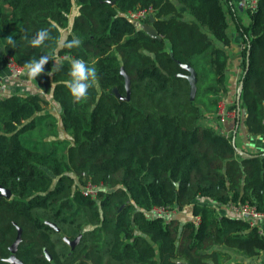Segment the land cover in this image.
I'll return each mask as SVG.
<instances>
[{
	"label": "trees",
	"instance_id": "1",
	"mask_svg": "<svg viewBox=\"0 0 264 264\" xmlns=\"http://www.w3.org/2000/svg\"><path fill=\"white\" fill-rule=\"evenodd\" d=\"M110 1L0 0V30L14 32L3 53L22 65L50 57L36 80L23 78L60 108L58 118L45 110L40 93L0 96V135L19 148L20 166L0 165V185L11 192L0 197V264H8L15 224L22 229L16 255L24 264H223L226 252L214 246L257 257L264 251L258 226L216 206L241 201L264 213V151L238 148V117L228 136L205 121L216 119L217 101L227 93L229 13L244 44L234 107L245 109L249 132L264 133V0H257L248 25L232 0H175L192 20L172 0ZM149 5L162 39L142 30L148 18L131 22L127 16ZM67 27L64 44L75 37L79 47L57 46ZM42 28L51 30V39L31 47ZM54 51L95 67L99 87L85 101L73 103L59 83L69 78L70 66L54 60ZM56 63L59 70L48 75ZM182 64L196 73L193 100ZM121 67L130 80L129 100L113 92L126 95ZM27 120L31 126L22 130ZM22 168L30 174L22 175ZM81 173L105 185L96 200L81 193ZM155 205L186 206L187 217L144 212ZM78 234L71 250L63 237Z\"/></svg>",
	"mask_w": 264,
	"mask_h": 264
},
{
	"label": "crops",
	"instance_id": "2",
	"mask_svg": "<svg viewBox=\"0 0 264 264\" xmlns=\"http://www.w3.org/2000/svg\"><path fill=\"white\" fill-rule=\"evenodd\" d=\"M178 7V10L180 13H182L183 18L187 19L186 13H185V7L182 5H179L175 2V0H172ZM235 2L238 6V10H248L246 6H242L241 4H245L246 0H232V3ZM73 11V15L75 14L74 8H72L71 12ZM250 13V10H248ZM233 25V24H232ZM230 25L228 22V28L227 33L230 38V45L228 47H225L228 55H229V61L226 68V77H227V93L225 97H230L234 93V91L237 88L238 84V78L242 71L241 68V61H242V49L244 47V44L242 43L241 35L238 33L233 25V29L230 30ZM69 29V28H67ZM14 32H11L8 35H4L0 30V74L4 78V85L2 90L0 91V96H7L14 93H40L47 101V108L45 110H48L49 112L53 113L57 118L60 114V108L59 106L51 100V97L49 94L44 93L42 90H40L35 84L30 82L29 80L25 78H21L18 80H14L8 76L6 67H5V54L3 53V44L5 41L13 35ZM68 34V31L62 36L59 37V40H64L66 35ZM61 38V39H60ZM56 55L55 52L51 55L54 57ZM52 107L53 110L50 108ZM244 117H245V109L242 108L239 111V122L237 125V129L235 133L233 134V139L238 146V148L243 149L245 152L249 153H257L259 151H264V133H258L254 134L247 130L245 123H244ZM210 121V120H207ZM218 127H221L225 134L229 135L231 132H229L231 129H235V120L231 123H218ZM233 127V128H232ZM229 132V133H228ZM59 135L60 137L64 138L67 136L65 132H63L59 125ZM200 201L207 202L209 204L215 205L208 199L201 198ZM216 206V205H215ZM188 207H184L180 213H177L175 216H177L178 219L183 220L184 217H187L186 209ZM217 211L219 213H225V214H231L228 209V205H219L216 206ZM182 213V214H181ZM232 215V214H231ZM255 224L264 230V215L258 218L254 219ZM238 262H241L243 264H258L260 261H264V251H262L257 257L254 258H245L241 256V260H235ZM233 261V262H235ZM232 262V263H233Z\"/></svg>",
	"mask_w": 264,
	"mask_h": 264
},
{
	"label": "built area",
	"instance_id": "3",
	"mask_svg": "<svg viewBox=\"0 0 264 264\" xmlns=\"http://www.w3.org/2000/svg\"><path fill=\"white\" fill-rule=\"evenodd\" d=\"M257 0H246V3L241 4L242 6H246V8L250 11H253L256 7ZM154 13V9L152 6H146V7H139L133 10H129L127 12V16L130 19L131 22H143L145 21L149 15ZM55 59L61 63L66 64L71 67V62L75 59L74 56L64 53V54H56ZM25 65H22L18 63L12 56L5 54V67L8 73V76L14 80L21 79L25 76ZM4 85V78L0 74V91L2 90ZM238 91V84L237 88L234 91L230 97H225V95H222L219 100L217 101V108L215 112V120H210L207 123V125L218 128V123H233L235 118L238 114V109L234 107V104L236 103V95ZM233 128V127H232ZM232 129L229 131L231 132ZM228 132V133H229ZM228 136L227 134H225ZM80 177L82 178V182L79 184V189L81 193L93 200H96L101 192L106 191L105 185L103 183H94L89 177H86L85 173H81ZM229 212L237 217H240L242 219H246L249 221L251 225H254V219L261 217L264 215V213L258 212L254 206L250 205L247 202H241L237 201L235 203H229L228 204ZM182 209L178 206H169V205H159V206H152L148 210H144V212H147L149 214L155 215V216H166L171 217L175 216L177 213H180ZM195 225H198L200 221L199 216L193 217ZM259 228V227H258ZM260 233L264 235V230L259 228Z\"/></svg>",
	"mask_w": 264,
	"mask_h": 264
},
{
	"label": "clouds",
	"instance_id": "4",
	"mask_svg": "<svg viewBox=\"0 0 264 264\" xmlns=\"http://www.w3.org/2000/svg\"><path fill=\"white\" fill-rule=\"evenodd\" d=\"M53 23V27H54ZM51 39V30L48 28L40 29L36 35L29 41V45L33 48L45 46V42ZM9 43H14L9 40ZM81 41L78 38H73L66 45L63 40L58 41V47H79ZM50 61V57L41 56L39 59H32L25 64V74L31 80H36L38 76L44 73L45 65ZM53 69L59 70V65L56 63L48 75H53ZM68 79H64L59 83L68 89L73 103H81L88 98L89 90L98 88V78L94 66H89L82 59H75L71 62V67L68 71Z\"/></svg>",
	"mask_w": 264,
	"mask_h": 264
},
{
	"label": "water",
	"instance_id": "5",
	"mask_svg": "<svg viewBox=\"0 0 264 264\" xmlns=\"http://www.w3.org/2000/svg\"><path fill=\"white\" fill-rule=\"evenodd\" d=\"M107 2L113 3V1L110 0H106ZM155 20V17L153 14L149 15L148 17V22H144L141 24V28L142 30L148 34L150 37L152 38H157V39H162V36L156 31V29L153 26V21ZM184 69H186L189 73L187 75H185V77L187 78L188 82H189V97L190 100H193L195 97V93H196V73L195 70L192 67H189L187 65L182 64L181 65ZM120 73L121 75L124 77V86L126 89V95L123 96L121 95L118 90L116 88H113V92L115 93V95L120 98V99H125V100H129V93H130V80L128 75L126 74L125 70L123 67L120 68ZM240 88V85L238 87V90ZM239 93H237L236 95V99H237V103H239ZM237 117L239 118V112L237 114ZM244 154V153H242ZM0 197H4V198H10L11 197V192L9 189L3 187L2 185H0ZM48 224L50 226H52L57 232H59V228L56 226L55 223H51L48 222ZM16 227V235L15 238L13 240V242L11 243V245L8 247L9 249V256L6 257L4 259L5 262H7L8 264H24L23 261L17 257L16 255V251L18 248L19 243L22 240V229L21 227H19L18 225L15 224ZM81 238V234H78L74 239L70 240L68 239L66 236L63 237V240L70 246V249L72 250L77 243L79 242ZM44 253L47 257L48 260L51 259V256L49 255V253L47 252V250H44Z\"/></svg>",
	"mask_w": 264,
	"mask_h": 264
},
{
	"label": "rangeland",
	"instance_id": "6",
	"mask_svg": "<svg viewBox=\"0 0 264 264\" xmlns=\"http://www.w3.org/2000/svg\"><path fill=\"white\" fill-rule=\"evenodd\" d=\"M233 5L236 8V13L240 17L242 23L244 25H248L250 23L249 11L248 10H242V11L238 10V6H237V4L235 2H233ZM224 8L226 9V6L225 5H224ZM70 15H73V11L71 12ZM226 16H227V20H228L229 25H230L229 28L231 30V29H233V25H232L233 24V21L231 19V15L229 13H227ZM186 17H187V20H192L193 19V17L190 14H188V13H186ZM67 28L66 29H63L62 36L66 33V31H68ZM201 29L203 31H205V32L207 31V29L205 27H201ZM58 41H59V39L57 40V46H58ZM216 43L219 44L218 42H216ZM53 59L56 60L55 59V56L53 57ZM47 106H48L47 104L44 105V107L46 109H48ZM50 109L53 110L52 107ZM205 122H208V121H205ZM23 123H24V126H23L22 130L23 129H26V128H29V126H31L32 120H27V121H25ZM58 133H59V131H58ZM59 137H60V135H59ZM13 143H15L13 140L12 141L10 139L9 140H6L4 136L2 137V135H0V157H1L0 158L1 159L0 160V165H2L4 167L17 168L16 165H18V162L16 163L15 162L16 161L15 159H17V155L19 153V151H18L19 148L15 144H13ZM19 168H20V166H19ZM22 169H23L22 171H25L22 175L28 176L30 174V171L29 170H25V168H22ZM56 237L57 236L54 235V234L51 235V238L52 239H55ZM213 248L225 250L226 255L222 256V263L223 264L224 263L225 264H229V263H232L233 261L239 260V259L241 260V255H239L238 253L234 252L231 249L224 248L222 246H214Z\"/></svg>",
	"mask_w": 264,
	"mask_h": 264
}]
</instances>
